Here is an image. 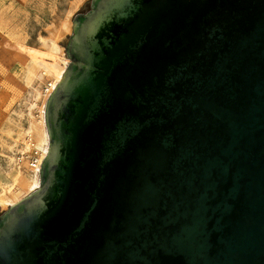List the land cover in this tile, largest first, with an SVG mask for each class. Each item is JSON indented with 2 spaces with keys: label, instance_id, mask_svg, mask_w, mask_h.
I'll list each match as a JSON object with an SVG mask.
<instances>
[{
  "label": "water",
  "instance_id": "obj_1",
  "mask_svg": "<svg viewBox=\"0 0 264 264\" xmlns=\"http://www.w3.org/2000/svg\"><path fill=\"white\" fill-rule=\"evenodd\" d=\"M66 54L0 264H264V0H92Z\"/></svg>",
  "mask_w": 264,
  "mask_h": 264
},
{
  "label": "rangeland",
  "instance_id": "obj_2",
  "mask_svg": "<svg viewBox=\"0 0 264 264\" xmlns=\"http://www.w3.org/2000/svg\"><path fill=\"white\" fill-rule=\"evenodd\" d=\"M91 3L92 0H0V194L3 188L12 186L17 174L29 120L32 90L25 81L26 49H47L50 33L58 31L57 42L61 55L68 60L67 67L71 59L66 54V45L73 31V18L77 13L88 12ZM45 104L41 118L49 149ZM41 163L36 186L23 197L41 186ZM11 202L0 204V216Z\"/></svg>",
  "mask_w": 264,
  "mask_h": 264
},
{
  "label": "bare ground",
  "instance_id": "obj_3",
  "mask_svg": "<svg viewBox=\"0 0 264 264\" xmlns=\"http://www.w3.org/2000/svg\"><path fill=\"white\" fill-rule=\"evenodd\" d=\"M58 34V31L50 33L49 46L45 50L26 49L28 65L25 81L32 90V101L28 107L29 120L24 131L22 157L12 186L3 188L0 194L2 205L8 200L12 201L13 205L14 201H19L26 193L34 189L38 180L37 171L40 163L48 152L42 119L43 107L50 92L60 81L68 61L61 55V46L57 42ZM32 162L35 163L32 164Z\"/></svg>",
  "mask_w": 264,
  "mask_h": 264
},
{
  "label": "built area",
  "instance_id": "obj_4",
  "mask_svg": "<svg viewBox=\"0 0 264 264\" xmlns=\"http://www.w3.org/2000/svg\"><path fill=\"white\" fill-rule=\"evenodd\" d=\"M35 162H32V164H34Z\"/></svg>",
  "mask_w": 264,
  "mask_h": 264
}]
</instances>
